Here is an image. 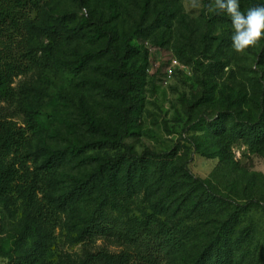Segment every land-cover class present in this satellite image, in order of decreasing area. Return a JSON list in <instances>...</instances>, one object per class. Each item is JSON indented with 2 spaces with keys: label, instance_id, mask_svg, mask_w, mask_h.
<instances>
[{
  "label": "rangeland",
  "instance_id": "obj_1",
  "mask_svg": "<svg viewBox=\"0 0 264 264\" xmlns=\"http://www.w3.org/2000/svg\"><path fill=\"white\" fill-rule=\"evenodd\" d=\"M36 1L41 16L37 12L30 16L28 43L49 61L13 85L25 103L2 104L8 119L27 130L31 148L38 152L34 162L26 160L29 169L21 174L26 182L19 180V190L40 175L44 160L54 152H67L75 143L94 144L89 152L71 157L55 184L39 178L43 185L39 202L45 205L51 195L58 203L115 154V136L125 135L118 114L123 102L113 94L123 82L114 74L118 65L106 53L107 42H95L93 28L82 38L73 34L90 8L114 30L121 58L127 38L134 50L124 60L126 69L138 78L131 92L137 112L125 143L137 157H165L176 174L173 183L162 184L152 177L146 186L136 184L129 191L121 184L103 183L85 192L74 206L54 208L55 216L47 222L35 217L23 190L0 198V264H83L89 248L82 234L99 216L137 226L148 219H174L182 210L186 212L174 222L183 232L193 230L195 236L181 253L164 257L162 264H191L221 231L232 226L234 237L245 243L235 263L264 264V148L254 153L238 143L232 150L234 163H224L217 140L206 131L208 120L226 113H236L244 121L256 119L259 104H264V63L258 61L264 40L237 54L231 47V21L228 26L214 25L211 20L217 14L203 7L186 11L185 0H92L88 6L78 0ZM239 2L243 11L264 5V0ZM202 3L207 5L209 0ZM161 20L164 26L152 37L140 34ZM61 23L72 29V35L55 41L51 29ZM88 54L93 62L82 68ZM174 60L179 67L169 77ZM216 62L225 66L223 71H217ZM28 112L44 115L35 134L28 129ZM91 121L106 128L107 135L89 127ZM185 167L194 180L208 184L187 186L181 172ZM206 186L222 195L223 207L208 220L187 218V209L197 203L200 189ZM238 206L244 207L243 212L236 213ZM110 238L100 239L96 248L118 253L125 247L122 240Z\"/></svg>",
  "mask_w": 264,
  "mask_h": 264
},
{
  "label": "trees",
  "instance_id": "obj_2",
  "mask_svg": "<svg viewBox=\"0 0 264 264\" xmlns=\"http://www.w3.org/2000/svg\"><path fill=\"white\" fill-rule=\"evenodd\" d=\"M92 0H78L83 6H88ZM243 11V6L240 5ZM41 5L36 0H0V198L8 199L15 193L22 192L26 194L27 202H30L34 209L35 217L44 219V221L53 220L55 216L54 208H69L79 202L85 192L95 190L102 186L103 183L109 186L120 185L123 189L130 190L136 184L146 186L151 178H157L156 182L162 184L173 183L172 178L174 170L170 169L168 160L162 156L144 154L141 157L133 155L131 147L125 143V135L129 132L133 124V115L137 112V107L131 100V92L138 82L137 75L126 69L124 60L127 61L129 55L134 52L131 47V40L126 39V53L123 58L120 57L114 44V30L104 23L100 17L97 19L95 11L88 9L87 13L82 16L81 20L74 29V33L82 38L87 36L90 28H93V38L95 42H107L106 53L110 54L114 62L118 65L114 69V74L122 78L123 85L114 90L113 94L123 102L119 109L125 135L117 134L114 145L115 154L107 158L105 164L87 179L81 180L77 187L70 194L59 199L58 203L52 200V196L47 197V202L42 204L38 200V192L42 188V181L46 179L49 184H55V178L58 177L61 168L68 164L73 158H78L82 154L92 150L95 145L91 143H75L67 152H54L47 160H44L42 172L35 175L31 181L19 190V180L26 182L22 172L28 171L26 160L33 162L38 156L31 148L30 141L27 138V130L18 128V125L8 119L7 107L3 103H12L17 101L25 103L24 98L21 101L16 95L13 87L16 80L20 77H26L44 65L47 66L48 59L44 60L39 57V53L28 43L29 21L30 16L38 13L41 16ZM165 18H163L164 20ZM226 17H212L211 22L214 25L228 26L230 22ZM164 21H158L152 24L148 29L143 30L140 34L146 38L152 37L156 30H160ZM55 41H64L72 35V29L68 25L61 23L51 29ZM91 55H86L81 67L91 61ZM259 65L264 63V43L263 48L258 55ZM217 71L224 70V65L216 62ZM18 98V99H17ZM28 129L37 130L38 122L44 123V115L37 117L35 113L28 112ZM206 131L213 136L218 143L220 160L224 163H234L235 155L233 147L241 143L249 147L254 153H260L264 148V104L258 106L257 117L254 121H244L236 113H226L220 115L218 119L208 120ZM89 127L101 132L105 136L107 129L98 126L94 122L89 123ZM111 143V142H110ZM43 156V155H42ZM171 170V172H170ZM187 180V186L197 187L208 184L206 181L194 180L186 167L181 171ZM40 178V179H39ZM145 180V181H144ZM122 181V182H121ZM201 184H199V183ZM147 188V187H146ZM98 189V188H97ZM202 194L199 195L197 203L188 208L187 218L189 216L202 217L210 219L220 208L223 207V197L215 190L208 187L200 189ZM190 195V194H189ZM37 199V201H34ZM186 201L184 204H188ZM264 207V205H262ZM244 207L238 206L236 213L243 212ZM181 209H179L180 212ZM182 210L174 219H148L147 222L140 221L137 226L128 223H120L116 220H107L101 216L95 221L90 222L83 232V238L89 250L83 264H162L163 258L167 255L181 253L189 242L193 239L194 231L189 229L183 232L178 223L185 213ZM225 227V226H224ZM226 229V228H225ZM110 237L122 240L126 245L120 252L114 253L105 248H96V243L100 239H111ZM245 243L239 237H234L233 226L221 231L217 238L212 241L203 251L199 252L191 264H236L235 257L238 251L242 250Z\"/></svg>",
  "mask_w": 264,
  "mask_h": 264
},
{
  "label": "clouds",
  "instance_id": "obj_3",
  "mask_svg": "<svg viewBox=\"0 0 264 264\" xmlns=\"http://www.w3.org/2000/svg\"><path fill=\"white\" fill-rule=\"evenodd\" d=\"M202 7L209 13L230 17L231 47L237 54H244L264 40V5L242 11L239 0H209L207 5H203L202 0H185L186 11H199Z\"/></svg>",
  "mask_w": 264,
  "mask_h": 264
},
{
  "label": "built area",
  "instance_id": "obj_4",
  "mask_svg": "<svg viewBox=\"0 0 264 264\" xmlns=\"http://www.w3.org/2000/svg\"><path fill=\"white\" fill-rule=\"evenodd\" d=\"M178 67H179V62L177 60L172 61L171 67L168 71V76L171 77Z\"/></svg>",
  "mask_w": 264,
  "mask_h": 264
}]
</instances>
